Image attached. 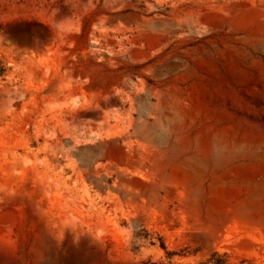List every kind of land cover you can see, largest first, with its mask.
<instances>
[{
    "label": "rangeland",
    "instance_id": "rangeland-1",
    "mask_svg": "<svg viewBox=\"0 0 264 264\" xmlns=\"http://www.w3.org/2000/svg\"><path fill=\"white\" fill-rule=\"evenodd\" d=\"M264 264V0H0V264Z\"/></svg>",
    "mask_w": 264,
    "mask_h": 264
},
{
    "label": "trees",
    "instance_id": "trees-1",
    "mask_svg": "<svg viewBox=\"0 0 264 264\" xmlns=\"http://www.w3.org/2000/svg\"><path fill=\"white\" fill-rule=\"evenodd\" d=\"M204 264H228V263L217 253H214L206 260Z\"/></svg>",
    "mask_w": 264,
    "mask_h": 264
}]
</instances>
